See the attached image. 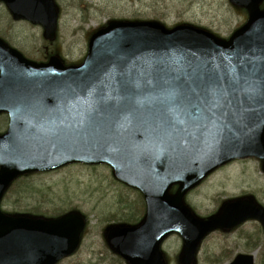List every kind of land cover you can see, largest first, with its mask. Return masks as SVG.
Segmentation results:
<instances>
[{
  "label": "water",
  "instance_id": "water-1",
  "mask_svg": "<svg viewBox=\"0 0 264 264\" xmlns=\"http://www.w3.org/2000/svg\"><path fill=\"white\" fill-rule=\"evenodd\" d=\"M4 1L15 18L43 24L54 36L53 0ZM231 1L249 19L228 40L187 24L112 21L93 34L85 61L70 66L57 57L27 60L0 40L10 53L0 58V112L11 114L0 136V201L21 175L107 163L148 204L141 224L107 229L110 247L128 264H167L160 246L173 232L185 241L183 264H193L208 232L247 218L264 224V209L253 200L227 203L209 219L195 217L184 202L231 159L264 160V0ZM177 82L218 100L222 130L191 135L177 122L180 113L168 111ZM85 221L75 212L46 219L0 208V264H56L76 251ZM230 264H255L254 254L240 253Z\"/></svg>",
  "mask_w": 264,
  "mask_h": 264
},
{
  "label": "rangeland",
  "instance_id": "rangeland-1",
  "mask_svg": "<svg viewBox=\"0 0 264 264\" xmlns=\"http://www.w3.org/2000/svg\"><path fill=\"white\" fill-rule=\"evenodd\" d=\"M58 1L61 14L58 37L51 42L52 48L57 49L68 62L76 63L84 60L91 34L113 19H155L167 27L191 23L210 29L221 37H228L248 18L246 10L234 6L229 0ZM70 13L72 15L68 18ZM13 24L18 26L15 40L18 47L12 43L28 57L43 59L42 44L45 41L41 37V27L27 21L11 20L4 4H0V27H14ZM0 31L10 39L8 32L11 30L0 28ZM0 117L7 119L5 115ZM4 122V119H0V126ZM249 193L264 205V169L256 158L238 160L216 171L187 195V201L199 215L204 216L217 209L218 197L222 202ZM129 202L132 204L130 211L134 210L135 204L137 211L133 212L137 214L131 212L126 216H139L143 210L140 198L114 179L108 166L77 164L26 176L20 185L10 190L2 202V208L9 212L28 213L35 210L45 214L48 207L52 208L53 205L63 209L76 206L87 217L88 227L80 249L60 264H115L106 246L103 228L111 215L122 217ZM254 224L257 223L248 221L227 232L211 233L199 249L198 264H229L230 256L239 252H255L256 264H264V240L260 247ZM182 244L177 234L170 236L163 244L169 264H179L176 256Z\"/></svg>",
  "mask_w": 264,
  "mask_h": 264
},
{
  "label": "snow or ice",
  "instance_id": "snow-or-ice-1",
  "mask_svg": "<svg viewBox=\"0 0 264 264\" xmlns=\"http://www.w3.org/2000/svg\"><path fill=\"white\" fill-rule=\"evenodd\" d=\"M188 88L189 91H185ZM171 107L168 111H178L182 116L177 122L185 126L191 135L212 134L217 129V109L220 103L217 99H209L208 94H201L195 87L177 82V88L172 95Z\"/></svg>",
  "mask_w": 264,
  "mask_h": 264
},
{
  "label": "flooded vegetation",
  "instance_id": "flooded-vegetation-1",
  "mask_svg": "<svg viewBox=\"0 0 264 264\" xmlns=\"http://www.w3.org/2000/svg\"><path fill=\"white\" fill-rule=\"evenodd\" d=\"M3 21H6V20H3ZM19 22H21V21H19ZM16 23H18V22H16ZM2 24H5V22L2 23ZM13 25H14V27H12V26H9V27L2 26V27H0L1 29H5V30L9 29V30H11L10 32H8L9 33L8 35H10V37H9L10 39H8V36L4 35L5 32H3V31H0V39H2L6 43V45H8L9 47L14 48V49L20 51L23 55L27 56L21 49L17 48L18 44H17V42L15 40H16V36H17V33H18V26L16 24H13ZM19 28H20V25H19ZM12 42L14 44L16 43L17 45L16 44L15 45L17 47ZM25 49L28 52L27 46L25 47ZM53 49L54 48H52V43H48V44L43 43L42 44V52H43V59L42 60H45V59L49 58L52 54H55V53L59 54L60 53L57 49H55V50H53ZM4 115L7 117V122H8V115L7 114H4ZM5 129L6 128H4V127L0 128V131H5Z\"/></svg>",
  "mask_w": 264,
  "mask_h": 264
},
{
  "label": "trees",
  "instance_id": "trees-1",
  "mask_svg": "<svg viewBox=\"0 0 264 264\" xmlns=\"http://www.w3.org/2000/svg\"><path fill=\"white\" fill-rule=\"evenodd\" d=\"M32 191V190H31ZM132 207V204H130V202L128 203V204H126L125 205V211L124 212H122V214H124L122 217H120L122 220H124L125 222H130V223H136L139 219H140V217L141 216H130V217H128V216H126L127 214H129V213H133V214H136V213H134L133 211H137V210H135V204H133V208H134V210L133 211H130V208ZM142 207V206H141ZM49 208V210L47 209V211H46V215H48V216H51L52 214L54 215V214H58L59 213V211L60 210H58L59 209V206L57 205H53L52 206V209H54V210H52V209H50L51 207H48ZM35 211V210H34ZM34 211H32L31 213H33V214H36L37 212H34ZM58 211V212H57ZM61 212V211H60ZM51 213V214H50ZM115 260L113 261L115 264H123V261L121 260V259H119V258H114Z\"/></svg>",
  "mask_w": 264,
  "mask_h": 264
},
{
  "label": "bare ground",
  "instance_id": "bare-ground-1",
  "mask_svg": "<svg viewBox=\"0 0 264 264\" xmlns=\"http://www.w3.org/2000/svg\"><path fill=\"white\" fill-rule=\"evenodd\" d=\"M71 15H72V13H70V14H69L68 18H70V17H71Z\"/></svg>",
  "mask_w": 264,
  "mask_h": 264
}]
</instances>
